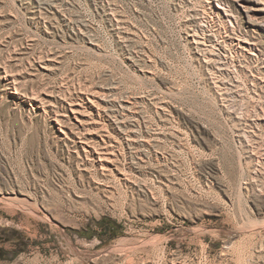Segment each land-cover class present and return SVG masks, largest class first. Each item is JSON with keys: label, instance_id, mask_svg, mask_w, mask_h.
<instances>
[{"label": "rangeland", "instance_id": "1", "mask_svg": "<svg viewBox=\"0 0 264 264\" xmlns=\"http://www.w3.org/2000/svg\"><path fill=\"white\" fill-rule=\"evenodd\" d=\"M204 5L0 0V264H264V166L189 39ZM47 52L54 70L35 65ZM7 73L29 95L99 91L92 144L113 146L124 174L76 155L51 114L14 104Z\"/></svg>", "mask_w": 264, "mask_h": 264}, {"label": "bare ground", "instance_id": "2", "mask_svg": "<svg viewBox=\"0 0 264 264\" xmlns=\"http://www.w3.org/2000/svg\"><path fill=\"white\" fill-rule=\"evenodd\" d=\"M204 1L203 8L197 10L196 14L192 15L193 17H188L187 21L191 27L189 39L199 49V53L202 51L206 63L213 65L212 72L216 75L214 88L221 96L222 105L234 118L232 120L242 126L240 133L237 135L241 138L243 145L245 144L247 157L256 160L258 165L263 164L262 166H264V107L261 101L264 95V58H262L264 57V0ZM200 58L202 59V57ZM35 62L37 63L35 65L41 66L45 70H54V67L57 68L55 65L56 52L40 53ZM255 63L257 64L252 65ZM210 67L212 66L210 65ZM35 68L38 67L35 66ZM5 80L8 88L10 85H14V90L10 91L16 94L13 98L15 100L14 104L24 105L25 107L29 105L28 108H33L36 112L43 110L45 113L51 114L52 119L58 124V127L55 125V128L60 139L70 138L75 141L79 139L76 141V155L82 156L84 154V157L97 164L103 173L118 170L124 174L120 170L118 154L114 151L113 146L111 148L97 147L92 144V140L96 138L97 141L99 140L96 135L99 130L96 131L92 128L97 123L93 114L97 111L96 102L100 99L97 92L99 91L94 90L85 93V95L81 94L79 98H75L72 93L65 94L61 91H59V94L50 91L43 94L33 92L29 95L18 90L17 79L14 75L7 73ZM103 94H108L105 88H103ZM237 96H245L251 100L243 99L244 102H241L242 106L239 108L240 103L238 101L236 102L239 105L236 102H231V100H234L232 97ZM114 99L110 98V102ZM125 104L129 105L128 103ZM256 106L260 108L258 109ZM240 109L242 110L239 111ZM159 110L157 109L156 112H159ZM67 122L77 125L79 129L82 127L84 132L79 130L75 132V135L70 136L66 127ZM128 126L133 127L135 125L133 123ZM150 131L152 132L153 129L147 132ZM154 131V134H160L157 130ZM145 137L147 138V136ZM149 139L152 141L153 138ZM125 140L129 144L138 143L135 128L128 130L125 134ZM147 141L149 142V140ZM260 166L258 167L261 168ZM258 172L263 173L257 168L254 174ZM125 177L128 178L126 174ZM226 248H229V245H226Z\"/></svg>", "mask_w": 264, "mask_h": 264}]
</instances>
